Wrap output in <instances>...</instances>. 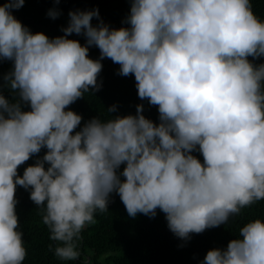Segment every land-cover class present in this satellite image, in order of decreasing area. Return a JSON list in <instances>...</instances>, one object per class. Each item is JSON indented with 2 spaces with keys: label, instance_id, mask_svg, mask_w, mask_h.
<instances>
[{
  "label": "clouds",
  "instance_id": "1",
  "mask_svg": "<svg viewBox=\"0 0 264 264\" xmlns=\"http://www.w3.org/2000/svg\"><path fill=\"white\" fill-rule=\"evenodd\" d=\"M130 3V27L111 29L98 9L77 10L64 36L53 39L13 16L25 0L0 5V62H13L3 80L19 97L10 103L0 92V264L27 257L17 186L30 189L57 242L49 248L63 261L80 258L83 231L108 211L113 193L129 217L162 211L183 240L264 200V63L248 59L264 58V21L251 0ZM93 18L100 20L95 27ZM73 33L86 45L68 39ZM90 47L99 59L89 58ZM105 58L120 66L119 75H134L139 98L158 106V125L139 105L136 115L93 118L73 134L82 116L66 109L101 90ZM45 148L21 177L18 168ZM239 236L226 250L208 251L203 264H264V221L247 222Z\"/></svg>",
  "mask_w": 264,
  "mask_h": 264
},
{
  "label": "trees",
  "instance_id": "2",
  "mask_svg": "<svg viewBox=\"0 0 264 264\" xmlns=\"http://www.w3.org/2000/svg\"><path fill=\"white\" fill-rule=\"evenodd\" d=\"M6 0H0L3 5ZM254 14L264 21V0H251ZM99 10L100 19L111 29L130 27L124 21L130 15V0H61L59 4L55 0H25V4L19 10H13V16L22 25L28 28L32 34L43 33L50 39L64 36L62 28L69 25V12ZM56 10L59 17L52 19L48 13ZM100 20L93 18L95 27ZM68 39L77 40L82 46L86 45L83 35L73 33ZM100 50L90 47L89 58L97 60ZM254 64L264 63V58L253 60ZM103 68L98 75V84L101 90L96 92L90 89L84 93L83 98L69 106L66 110L74 111L82 116L81 125L74 130L80 131L89 120L99 118L103 122L115 116L136 115L137 106L143 105V115L156 123L159 121L158 106H152L148 100H141L138 96L134 75H119L118 64L105 58L101 61ZM13 69V62L4 60L0 62V92L10 103L19 102L18 94L11 91L8 82L3 80ZM22 104L23 111H30V105ZM116 106V112L110 113L108 109ZM47 149H42L38 155H33L24 165L18 168V174L22 177L28 166H34L38 159L46 154ZM203 163V156L198 151L192 153ZM49 165L45 164L47 169ZM125 166L121 165L118 174L122 173ZM121 179H125L121 177ZM18 204L16 213L19 218V231L23 233L24 246L27 257L24 264H82V256L73 261H63L50 250L57 242L49 239V231L42 222L40 209L30 199V189L25 190L17 186L16 197ZM261 219L264 221V200L258 201L250 207L241 210L239 216L229 219L226 224L216 228L205 230L202 234H191L190 239L183 240L171 232L168 227L165 214L157 209L154 218L144 214H138L135 218L129 217L120 197L113 193L110 196L108 211L95 214V223L89 225L82 233L83 240L77 250L80 253L90 251L93 261L106 253L109 264H203L210 250H226L230 241L242 239L239 229L247 222Z\"/></svg>",
  "mask_w": 264,
  "mask_h": 264
},
{
  "label": "rangeland",
  "instance_id": "3",
  "mask_svg": "<svg viewBox=\"0 0 264 264\" xmlns=\"http://www.w3.org/2000/svg\"><path fill=\"white\" fill-rule=\"evenodd\" d=\"M126 167V164H124ZM82 256V264H109L106 259V255L101 256L97 259V262L95 263L93 261L92 253L90 251H87L85 253H81Z\"/></svg>",
  "mask_w": 264,
  "mask_h": 264
}]
</instances>
